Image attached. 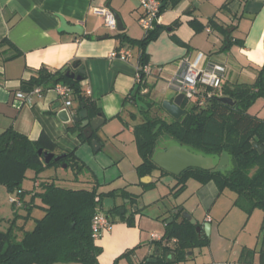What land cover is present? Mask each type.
I'll list each match as a JSON object with an SVG mask.
<instances>
[{"label": "crops", "instance_id": "obj_1", "mask_svg": "<svg viewBox=\"0 0 264 264\" xmlns=\"http://www.w3.org/2000/svg\"><path fill=\"white\" fill-rule=\"evenodd\" d=\"M95 7H108L117 12L123 29L119 30L118 25L115 31L108 29L104 17L94 13ZM142 12L139 0H0V43L4 39L9 40L0 44V134L12 128L37 139L44 132L57 144V152L73 151L75 156L85 161L82 154H90V145L81 141L78 131L69 129L75 125L72 117L84 110L79 109L77 100L68 108L71 119L65 122L58 115L65 105L52 88L46 89L43 97H35L32 104L25 103L16 95L25 91L23 83L37 75L40 69L46 68L52 73L66 67L75 70L73 63L77 60L86 71L81 82L82 89L101 108L99 115L104 120L93 134L100 144L94 152L101 149L107 152V141L120 137L122 132L128 130L134 134L133 127L138 122H133L130 114L136 112L137 118L140 114L139 102L133 99V95L138 86L137 66L142 50L139 45L121 43L116 35L123 32L131 38L142 39L145 35L137 25ZM211 18L216 24L209 27ZM193 19L202 22L205 28L195 30L189 23ZM65 23L69 26L66 25L68 30L64 29ZM159 25H163L164 29L145 49L153 66L150 82L154 88H158L161 81H166L175 90L170 81L179 71L182 58L193 60L200 52L206 55L203 62L206 68L214 64L225 67L223 84L253 83L264 65V0H182L162 13ZM74 26L79 33L70 28ZM169 27H173L172 30L169 31ZM174 36L183 43H177ZM119 48L129 49L132 56L126 60L112 57V52ZM177 94L175 90L170 99ZM153 97L154 91L151 99ZM59 102L61 106L57 108ZM263 107L264 97L258 99L249 112L260 116ZM111 148L115 149V157H126L119 146L112 144ZM135 161L137 168L142 162L141 156L138 162ZM159 176L160 172L155 171L140 178L149 185ZM41 180L34 179L35 190L39 189L37 185ZM195 180L189 179L185 189L176 195L179 186L175 179L172 185L175 196L171 194V206L159 214L146 213L140 198L135 206L141 209L135 214L132 203L129 207L125 204L127 212L124 216L122 213L109 214L111 229L95 239L102 248L98 256L99 264H115L117 258L116 264H156L149 262L157 257V240H153L152 233L164 238L168 224L173 221L182 223L184 220L180 221V214L175 213L179 207L193 215L197 220L195 225L203 226L209 222L210 235L215 230L219 232L220 220L214 226L218 218L212 212L225 191L220 193L214 181L203 184ZM76 181L77 188L83 187L79 182L90 181L86 185L91 186V181H94L99 185V192L125 189L133 195H140L130 192L127 186L107 184L106 178L105 182H101L95 178L84 180L79 176ZM124 200L117 196L114 202L121 205ZM234 200L232 209H241L234 205ZM25 205L27 203L24 202ZM215 212L216 215L220 213ZM249 216H254L255 220L250 223L251 231L243 238L240 248L229 246L231 251L225 249L223 254L214 252L212 238L203 231L199 236L209 237V244L199 247V254H194L195 248L189 250L185 260L177 264H264V211L257 208ZM220 235L223 240L228 238L224 233ZM175 240L164 238L161 244L174 248ZM132 249H135L132 255L121 257Z\"/></svg>", "mask_w": 264, "mask_h": 264}, {"label": "trees", "instance_id": "obj_2", "mask_svg": "<svg viewBox=\"0 0 264 264\" xmlns=\"http://www.w3.org/2000/svg\"><path fill=\"white\" fill-rule=\"evenodd\" d=\"M181 1L164 0L161 13L169 7H175ZM189 23L197 31L205 28V25L197 19ZM208 24L210 27L216 22L211 18ZM163 29V25L158 24L154 30L146 32L142 39L131 38L123 32L116 37L121 43L139 45L142 50L139 64L146 65L150 63L146 46L156 39ZM174 39L177 43H183L177 36H174ZM5 42L9 40L4 39L0 44ZM70 70L66 67L52 73L42 68L37 75L23 83V89L27 91L35 86H43L46 90L55 87L58 83L68 84L73 88L74 100L79 102V109H87L91 118L97 117L102 113L101 108L86 95L81 86L82 81L66 76L67 71ZM150 76L142 74V77L137 79L138 86L133 95V99L138 102L143 97H150L149 101L145 102V107L138 103L142 119L133 127L138 152L142 159L137 167L139 176L152 175L155 171H159L160 176L151 183L154 184L164 176L172 175L179 186L175 191L176 195L185 189L187 181L191 178L203 184L214 181L220 193L226 189L235 192L234 205L249 215L257 208L264 211V151L260 152L259 148L254 146L256 143L259 147H264V116L249 112L256 101L264 97V65L259 69L253 83L223 84L222 82L220 88L211 90V95H207L203 105L185 99L182 107L186 113L180 119L171 117L162 107V101L158 103L151 99L154 85L150 82ZM145 90L147 92H144ZM215 96H229L235 104L220 102ZM189 102H192L190 107ZM130 118L136 120L137 113L132 112ZM69 129L78 131L81 141L91 142V138L85 137L80 123H75ZM166 138L172 139L175 144L186 147L192 152L206 156L219 158L222 154H227L230 157V165L226 170L189 168L178 176L173 175L160 168L153 160L158 151L168 147L160 148V141ZM40 149L53 152L56 156H65L60 161L51 160L45 164L43 154L39 153ZM57 150L55 141L44 132L37 139H31L12 128L0 134V185L5 186L9 191L16 190L23 205L24 202L27 203L29 210L35 205H30L34 203V198L39 197L41 205L38 206L45 211L41 218L35 219L32 230H25L22 227L24 230L20 239L13 227L7 231L0 230V264L60 262L99 264L98 256L102 248L96 244L92 231V220L97 206H100L108 216L120 213L116 204L113 207H105L106 197L115 200L117 196H121L123 199H129L135 206L140 195H133L125 189L99 192V185L94 181H91V186L88 187L71 188L61 186L53 179H42L38 182L39 189L34 192L32 200L25 201L26 190L23 189L22 183L27 178L28 169L34 168L40 172L53 164L65 163L68 168L73 167L76 170L75 179H78L79 175L89 168L84 161L75 156L73 151L57 152ZM34 179L38 180V176ZM140 209L138 206L133 214ZM196 227L197 225L187 220L168 224L164 238L168 240L176 238V246L169 248L163 246L161 241H157L156 247H159L162 256H157L156 264L180 263L185 260L189 250L208 245L209 237L199 236ZM168 250L175 254V263L166 262L163 255ZM134 251L135 249L126 251L121 257L130 256ZM117 261L118 258L115 264Z\"/></svg>", "mask_w": 264, "mask_h": 264}, {"label": "rangeland", "instance_id": "obj_3", "mask_svg": "<svg viewBox=\"0 0 264 264\" xmlns=\"http://www.w3.org/2000/svg\"><path fill=\"white\" fill-rule=\"evenodd\" d=\"M137 25L140 32L145 35L146 30L138 24V22ZM137 49L138 48H136V50ZM157 87L158 88L155 87L156 89L154 88L153 90V99L158 103H160V101L170 99V97L175 94V90L170 88L166 81H161ZM149 99L150 97H143L139 103L145 107V102L149 101ZM191 104L192 102H189L188 106L190 107ZM259 105L260 103L256 104L254 109H256ZM260 116H264V107L260 112ZM140 117L142 118L141 112L138 115V118L133 122H140ZM163 141H160V148H164L166 146L169 147L175 144L172 139L166 138ZM86 142L90 145L89 147L91 152L90 154L83 153L82 156L84 157L82 158L85 160L84 162L89 168L79 175L81 179L88 180L95 178L98 179V181L102 180L101 182H105L104 178H106L107 184L110 182V184L113 183L117 186H127L130 192L134 191L140 193V204L144 206V210L148 214H159L171 206L170 197L172 198V185L175 178L172 175H166L154 184L146 185L143 183V179L140 178L137 172L136 163L134 164V161L136 160L135 162H138V158L140 157L136 141L134 140V134L127 130L122 132L120 137L112 138V141H107V152L102 149L94 152L95 149L92 143L89 141ZM112 144L114 146H119V148L126 154V157L123 159H121V157H115V149L112 150L111 148L110 150ZM64 164L65 163H62L61 165L53 164L45 167L40 172H37L34 168L28 169L27 178H25L22 183L23 189L26 190V201L30 202L34 192L36 191V185L34 183V178L36 176L44 180L53 179L57 182V184L64 187L77 188V179H75L76 170L73 169V167H64ZM80 183L85 187L90 186L86 185L87 183L79 182V184ZM172 195L175 196L174 193ZM235 196V192L230 189H226L225 194L220 196L218 203L213 208L212 214L218 218L214 221V226L219 223V220L221 226L219 230L220 233L215 230L213 235L211 234L210 237L212 238L214 252L217 251L220 254H223V251L228 249L229 246H233L235 249L240 248L242 246L243 238H246L248 233L251 231L250 223H253L255 220L254 216L251 218V216H249L248 213L242 209H232L231 205ZM16 198H18L16 190L9 191L5 186L0 185V230L7 231L10 227H13L14 232L20 239L23 236L24 229L32 230L34 228L35 219L43 216V209L38 206L41 205L39 197L34 198V203H31L30 205H35H33L30 210L27 208V205H14L12 200H15ZM127 200L128 199H125L123 203L125 202L124 204L128 205L129 202ZM129 206L130 204L128 207ZM216 210L220 212L218 215H216ZM22 227H24V229H22ZM221 233H224L228 238H224L223 240L220 235ZM228 250L231 251V249ZM200 251L201 249L197 247L194 249V254H199Z\"/></svg>", "mask_w": 264, "mask_h": 264}, {"label": "built area", "instance_id": "obj_4", "mask_svg": "<svg viewBox=\"0 0 264 264\" xmlns=\"http://www.w3.org/2000/svg\"><path fill=\"white\" fill-rule=\"evenodd\" d=\"M140 7L143 12L139 17V24L146 30V32L152 31L160 24L161 10L164 5V0H139ZM94 13L102 15L104 17L105 26L111 31L117 30V19L113 10L108 7H95ZM112 57H118L126 60L132 56L129 49L121 48L113 51ZM206 55L200 52L192 60L189 57H184L180 63V69L176 75L171 79V86L178 92L184 93L185 99L194 101L199 105H203L207 95H211V90L220 88L222 85V77L225 72V67L220 64H214L211 68L204 66V60ZM153 72V66L149 63L146 65L137 66V79L142 77V74L151 75ZM59 99L64 103L65 108H69L74 101L73 88L64 83H58L52 88ZM144 92H147L145 90ZM45 93L43 86H35L27 91H20L16 95L25 103H34V98H41ZM16 206H22L23 202L18 197L12 200ZM112 227V221L105 211L97 206L96 213L92 220V231L95 239L99 238L103 232L110 230ZM153 240L162 241L163 236L152 233ZM176 241V240H175Z\"/></svg>", "mask_w": 264, "mask_h": 264}, {"label": "water", "instance_id": "obj_5", "mask_svg": "<svg viewBox=\"0 0 264 264\" xmlns=\"http://www.w3.org/2000/svg\"><path fill=\"white\" fill-rule=\"evenodd\" d=\"M108 7H110L109 3H108ZM114 13L117 19L118 29L122 30L123 24L121 17L117 12ZM66 25L67 23L64 24V29L68 30ZM70 28H72L75 33H79V31L76 30V26ZM172 28L173 27H169L168 30L170 31L172 30ZM73 68L75 70L67 71L66 76L70 79L82 81L83 75L86 73V71L80 65V62L78 60L73 63ZM215 99L226 104H230V105L235 104V101H233V99L229 96H215ZM184 100H185V94L178 93L173 99H167L162 101V107L171 117H173L174 119H180L186 113V110L183 109L182 107ZM60 106L61 103L59 102L56 107L58 108ZM58 115L60 119H62L65 122H68L71 119L68 108L61 109ZM72 119L74 120L75 123H80V127L83 129V133L85 137L87 139L91 138V143L94 149L98 150L100 144L98 143V140L93 137V134L94 131L97 130L100 127L101 123L104 121L102 116L99 115L96 118H91L89 111L87 109H84L78 115H74ZM254 146L258 147L260 152L264 151V147H259L256 143L254 144ZM39 153L43 154L45 164H48L51 160L60 161L65 156V155L56 156L55 153L43 151V149H40ZM153 160L160 168L177 176L189 168H200L204 170L220 171V170H225L230 165V157L227 154H222L217 160V158L214 156H206L202 153L192 152L188 148L183 147L179 144H174L167 147L165 150L158 151L154 155ZM63 166L67 167V164H64ZM127 201L130 203L129 199ZM104 204L106 207H113L115 202L112 197H108L105 199ZM134 209H137V206H135ZM120 212L125 213V208L122 209ZM175 213L180 214L179 219L181 222L183 220H187L193 225L197 223V220L193 217V215L187 210H183V207H179L178 211H176ZM263 227H264V223H263ZM196 228L199 234H201L204 231L206 235L209 236L211 233V224L209 222H206L203 226L198 225ZM168 247L170 248V246ZM160 254L161 251H159V247H156L155 255L160 256ZM165 259L166 262H172V263L176 262L175 254L170 250H168L165 253ZM157 261H158L157 257L149 260V262L152 263H157Z\"/></svg>", "mask_w": 264, "mask_h": 264}, {"label": "flooded vegetation", "instance_id": "obj_6", "mask_svg": "<svg viewBox=\"0 0 264 264\" xmlns=\"http://www.w3.org/2000/svg\"><path fill=\"white\" fill-rule=\"evenodd\" d=\"M219 158H217V160H218ZM226 170V169H225ZM115 205V204H114ZM125 208V213H122V214H126V212H127V207H126V205L125 204H121V205H118V210H119V213H121L120 211L122 210V209H124ZM172 248V247H171Z\"/></svg>", "mask_w": 264, "mask_h": 264}]
</instances>
